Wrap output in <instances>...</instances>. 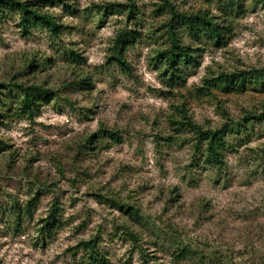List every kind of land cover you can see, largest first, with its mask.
Listing matches in <instances>:
<instances>
[{"label": "rangeland", "instance_id": "1", "mask_svg": "<svg viewBox=\"0 0 264 264\" xmlns=\"http://www.w3.org/2000/svg\"><path fill=\"white\" fill-rule=\"evenodd\" d=\"M169 1L177 12L208 11L231 32L216 47L181 29L194 61L178 81L158 62L170 47L164 0L47 5L58 36L43 27L25 36L18 14L0 13V264H88L79 244L92 239L108 264H264V80L244 92L204 89L222 71L264 69V0ZM131 2L132 19L100 9ZM131 30L139 38L123 51L126 71L112 56ZM15 84L54 96L25 116ZM181 109L205 130L243 125L222 169L197 153L192 132L173 131ZM101 128L122 142L88 143ZM54 206L60 222L49 233Z\"/></svg>", "mask_w": 264, "mask_h": 264}, {"label": "trees", "instance_id": "2", "mask_svg": "<svg viewBox=\"0 0 264 264\" xmlns=\"http://www.w3.org/2000/svg\"><path fill=\"white\" fill-rule=\"evenodd\" d=\"M235 1L226 0L230 6H233ZM62 2L63 0H0V13L2 15H6V13L18 14L20 17V27L25 36L30 35L32 29L37 27H43L55 36H58L63 25L57 22L54 16L45 11L44 7ZM116 6L114 8H112L113 6H105L100 7V9L105 15H111L116 13V11H124L127 9L129 19H132L136 15L134 10L135 5L132 2L118 3ZM163 7L165 9L168 7L172 15L166 32L170 41V47L159 52L160 56L158 59L160 60L158 62H161V59L164 60L163 63L167 65L166 73L169 74L170 80L176 79L178 81L182 79L181 65L186 63L190 64L194 61L190 54L191 47L184 45L181 29H185V32L194 39L203 38L213 41L216 47L227 46L231 32L226 26L219 24L217 19L210 15L208 11L198 10L195 13L177 12L169 0H164ZM138 38L139 32L131 30L120 32L115 39L112 60L126 71L130 70V65L124 59L123 51L129 46L134 45ZM72 55L77 61H85L79 54L73 53ZM261 80H264V69H251L247 72L233 73L222 71L217 77L207 78L204 89L208 93L220 88H223L227 92H244L249 86L261 85ZM14 87L20 91L19 99H17L19 103L17 110L21 111L25 116H31L35 108H38L42 102H49L54 96V91L40 85L25 86L23 84H15ZM261 87L264 89V84ZM1 96L2 94L0 92V103L3 104L4 101ZM176 112H179L180 116L178 115L176 117L175 113V115L170 117V124L173 131L178 133L183 130L192 132L196 138L194 146L197 153H204L211 168L222 169L225 163V150L228 146L227 139L231 134L239 133L243 125L241 123H227L218 129L205 130L187 115L186 110L181 109ZM104 136L112 139L116 143H120L123 140L118 132L108 128H101L99 133H94L90 137L88 143ZM30 211L29 209L27 213L30 214ZM58 211L59 208L54 206L50 215L44 221V229L48 230L49 233L59 225ZM128 212L132 216L137 213L133 208H129ZM96 241V239L82 241L79 244V248H82L87 254L88 264H108L105 255L99 251ZM190 255L191 252L188 248L180 250V257L186 258Z\"/></svg>", "mask_w": 264, "mask_h": 264}]
</instances>
